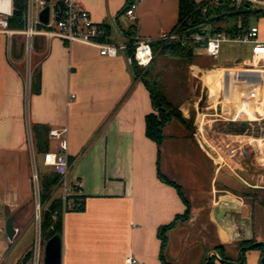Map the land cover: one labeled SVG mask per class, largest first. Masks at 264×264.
Returning a JSON list of instances; mask_svg holds the SVG:
<instances>
[{"label": "crops", "instance_id": "crops-1", "mask_svg": "<svg viewBox=\"0 0 264 264\" xmlns=\"http://www.w3.org/2000/svg\"><path fill=\"white\" fill-rule=\"evenodd\" d=\"M75 1L96 23L109 27L107 40L117 44L173 30L179 15L178 0H138L131 4L136 19L124 12L122 26L118 14L127 0ZM250 25H257L264 39L260 25ZM34 40L33 53L25 55L24 43L19 56L24 71L18 67L22 72L17 74L13 65L5 66L9 75L0 72V264H33L38 236L44 256L41 219L39 230L33 223L37 200L29 135L43 161L44 151L58 146L47 131L64 127L69 179L81 186L65 198L60 188L51 192L50 200L59 197L69 205L63 212L61 264H128L129 255L137 258L133 264H206L209 256L219 262L221 250L228 264H264L263 245L248 247L264 242L259 200L264 195V72L252 60L251 48L248 56L225 63L209 60L202 48L190 62L172 60L185 69L183 82L193 84L185 94L176 85L160 87L186 122L169 120L157 143L146 134V115L155 112L150 90L135 73L128 48L109 56L95 46L58 37H44L38 46ZM10 56H16L12 40ZM27 59L37 71L31 90L24 92ZM239 66L245 73L248 66L250 76L237 81L238 89L225 91L227 78L216 73ZM204 82L207 97L200 103ZM71 93L75 97L68 104ZM251 123L256 130H247ZM43 162L42 176L53 175ZM75 198L82 208L74 207L80 205ZM50 200L40 203L47 206ZM218 205L225 214L221 221L215 214ZM8 217L18 228L13 240L25 241L12 255L13 240L5 230ZM31 224L34 235L27 237ZM245 240L253 242L244 245L241 263L239 243Z\"/></svg>", "mask_w": 264, "mask_h": 264}, {"label": "built area", "instance_id": "built-area-1", "mask_svg": "<svg viewBox=\"0 0 264 264\" xmlns=\"http://www.w3.org/2000/svg\"><path fill=\"white\" fill-rule=\"evenodd\" d=\"M200 4L203 14L209 12L210 8L223 6H235L237 8L264 10V0H196ZM46 4L45 0H26V9L24 11L25 26L22 29H12L9 27V19L14 16V0H0V33L12 36L20 33L26 37L25 51L33 49L34 36L42 35L49 41L53 37H58L67 42H81L99 49L101 54L115 56L119 48H127L128 45L134 47V59L141 67H147L154 59L155 53L153 44L155 42H173L179 41L184 44L190 40L200 42L202 49L212 57H218L221 46L224 42H242L250 43L252 50V60H257L258 65L264 72V39L258 35V26L250 25L244 32L230 34L224 30L211 31L209 24L197 25L195 29L179 31L173 29L162 31L157 36H146L126 43H113L107 40V33L102 23L94 21L89 11L76 3L75 0H50L49 19L47 23L39 20V13ZM126 15L134 20L136 19L135 10L132 6L126 10ZM39 26H45L41 28ZM31 75V73H30ZM31 83V77H29ZM75 97L71 93L67 103ZM48 136L58 141L55 150L46 149L43 154V163L53 168L57 176V182L53 189L60 188L65 198L71 190L80 189L81 182H72L69 179V159L68 149V130L66 127L49 129ZM37 179V174L34 175ZM36 196V218L41 219V203L39 186L35 190ZM18 228H15V232ZM211 255V254H210ZM218 256V254H216ZM128 264L137 262V258L129 255L125 258ZM33 264H45L42 255V241L37 237L33 248Z\"/></svg>", "mask_w": 264, "mask_h": 264}, {"label": "trees", "instance_id": "trees-1", "mask_svg": "<svg viewBox=\"0 0 264 264\" xmlns=\"http://www.w3.org/2000/svg\"><path fill=\"white\" fill-rule=\"evenodd\" d=\"M136 1L138 0H127L122 9L119 11V14L126 12L128 7H130L131 4ZM178 1L179 15L176 28H178L179 31H187V29L193 30L197 25L209 24L212 32L224 30L234 35L246 31L249 27L248 18L251 13L249 9L236 11L235 6L226 5L218 8H210L209 12L203 14L200 9V4L196 0ZM14 6V16L9 19V27L12 29H22L25 26L23 16L26 9V0H14ZM255 13H257L259 16L264 15V12L261 10H257ZM238 18L240 19L239 24H229V22H231L233 19L235 21L239 20ZM104 27L106 33L109 34V27L106 25H104ZM23 43L24 42L21 39H19V41H12V51L16 57L21 56L23 51ZM127 48L129 49L130 60L133 64L135 73L143 79L144 83L149 88L151 101L155 107V112H151L146 115V134L151 139H154L157 143H160L163 138L162 128L167 122H169V120L172 118H178L183 122H186V120L183 117L179 107L166 97L165 93L162 91L163 89H161L160 85L158 84L159 82H157L156 79L153 81L148 78L147 74L149 72L144 70L145 68L152 67V65L154 66V61L156 59L155 57L157 55L184 59L190 62L194 59L197 49L202 48V44L192 40L184 44L180 43L179 41L155 42V44H153V50L156 55L147 67H141L136 63L133 55L134 47L132 45H128ZM33 85L34 83H32V86ZM56 182L57 176L55 172H53V175L42 176L40 184L41 203H45L50 200L51 192ZM259 200L264 206V195ZM75 202L80 203V205L74 207L79 209L82 208L81 200L75 198ZM67 209H69L68 200L63 202L59 197L51 199L49 204L44 207L41 214L42 223L40 225L41 237H43L42 239L46 241L56 234L61 236L63 231V212ZM172 225L173 223H170L161 229L165 230V228H170ZM251 242H253V240H245L239 244L242 247L244 245H248ZM31 253L32 251L30 250L25 254L24 262L30 258ZM220 254L221 260L219 262L211 259L208 264H228V261L226 258H224L222 250L220 251ZM242 255L244 258V249L242 251Z\"/></svg>", "mask_w": 264, "mask_h": 264}, {"label": "rangeland", "instance_id": "rangeland-1", "mask_svg": "<svg viewBox=\"0 0 264 264\" xmlns=\"http://www.w3.org/2000/svg\"><path fill=\"white\" fill-rule=\"evenodd\" d=\"M236 11L239 10H244L245 8H235ZM251 11L250 16L248 18V22L250 24H259L260 25V29H261V33L264 32V19L259 20V15H257V13H255V8L253 9H249ZM118 14V13H117ZM108 15V20L110 22V24L112 25L113 29H116L117 24L113 21V18L110 14ZM119 16V25L123 26V22H126L125 20H127L124 16L123 13L118 14ZM261 17H264V15H262ZM239 19V18H238ZM239 20L235 21L234 19L229 22V24H233L237 23L239 24ZM41 28H46L45 26H39ZM177 30H179L178 28H175ZM19 39L23 40V42L26 44V37L23 34H14L12 36L6 35L4 33H0V72L2 74V76H6L9 75L7 69H5V66H8L9 68H13V65L15 66V71H20L19 68L21 70H23V67H21L20 62L22 61H18L20 58L19 56L16 58V56L11 57L10 56V50H11V40H17L19 41ZM34 46H38L39 44H42L44 42V36L42 35H36L34 37ZM23 43V44H24ZM250 48L251 45L250 43H242V42H224L221 46L220 49V53L218 55V57H212V56H208V55H204L206 58H208L209 60L218 62V63H225V62H231L233 60V58H235L236 56H248L250 54ZM32 51H30L29 53H31ZM25 55H28V53L25 51ZM33 53V52H32ZM23 55V52H22ZM22 55L20 57H22ZM156 55V54H155ZM155 61H154V66L152 65V67H148L145 68L144 71L149 72L147 74L148 78H150L151 80H155L157 82H159L158 84L160 85V87H163L164 89V84L166 83L167 85H176L177 89L180 91L181 94H185L184 91L189 90V86L193 84V81L190 80L187 81V83L183 82L182 78L185 79V75H184V70L183 67H181V63L178 64L177 62L174 61H181V59L179 58H171V57H167V56H161V55H157L155 57ZM24 59V57H23ZM172 60H174L172 62ZM184 60V59H182ZM27 59V61L25 62V67L27 69L26 72H24L22 74V86L24 89V92H29L31 90V86L33 83V74L37 71V67L35 65V63L33 61ZM186 61V60H185ZM171 62V63H170ZM12 64V65H11ZM19 67V68H18ZM243 66H239V68H229V69H222L221 71L219 70L216 75L218 76L219 79H222V77L224 76L225 78H227L224 81L226 90L227 89L229 91H231V89L234 86V89H238L237 84L239 80L241 79H247L250 75V70L248 68V66H245V71L249 74L248 76L246 75L247 73L243 72L242 69ZM30 68V69H29ZM9 70V69H8ZM152 70V71H151ZM16 71V72H17ZM24 71V70H23ZM240 71H242L243 73H240ZM22 72V71H20ZM152 72V73H151ZM19 72H17L18 74ZM31 73V75H30ZM159 74V75H157ZM16 75V74H14ZM161 75V78H159V76ZM183 76V77H181ZM29 77H31V83H29ZM21 78V75H20ZM181 78V79H180ZM171 81V82H170ZM174 81H176L177 83H175ZM203 85L200 84V91H199V102L202 103L201 101H204L205 103V98L207 97V86L206 83H202ZM236 84V85H235ZM162 85V86H161ZM191 88V86H190ZM233 90V89H232ZM232 92V91H231ZM184 96V95H183ZM26 98V97H25ZM243 98V97H242ZM241 98V99H242ZM27 102V99H26ZM254 104V102H253ZM201 105V104H200ZM3 123H0V127L2 126ZM256 130V126L254 123H251L247 126V130ZM0 137H2V131L0 129ZM29 144H30V150H29V159H30V166H31V182H32V190H35L38 188L39 186V190H40V184H41V178H42V171L44 169V166L42 164L43 161H41L40 158V154L36 152V148L34 147V141H32L31 138V134L29 135ZM36 158V160H35ZM36 166V168H35ZM37 169V172H36ZM37 174V179H35L34 175ZM44 175V174H43ZM45 175H51L49 174H45ZM59 190V189H58ZM261 195V194H260ZM263 196V195H262ZM35 205V204H34ZM44 207H46V205L41 204V214H42V210L44 209ZM33 220L35 223L36 221V228L39 230V222L37 221L36 218V208H34V215H33ZM33 228L34 225H30L27 228V237L30 235H34L33 233ZM41 233V229L39 230ZM25 241L24 240H18L15 239L13 241H11V253L10 255H12V253H16V251H19L21 246L23 245Z\"/></svg>", "mask_w": 264, "mask_h": 264}, {"label": "water", "instance_id": "water-1", "mask_svg": "<svg viewBox=\"0 0 264 264\" xmlns=\"http://www.w3.org/2000/svg\"><path fill=\"white\" fill-rule=\"evenodd\" d=\"M45 1H46V4H45L44 8L39 13V20L43 23L48 22L49 10H50V8H49L50 0H45ZM215 214L220 219V221L222 218L225 217V214L223 213V209L219 205L216 206V208H215ZM5 230H6V233L9 237V239L13 240V237L15 235V227H14V224H13L11 217L7 218ZM60 238H61V236L59 234H56V235H54L51 238L46 240L45 246H44V253H43L44 254L43 259H44L45 264H61L62 241ZM259 244L263 245V253H262V259H261V261H263L264 260V242L256 241V242L249 244L248 247L251 248V247H253L255 245H259ZM245 247L246 246H242L240 248V259H241L240 262L241 263L243 262V255L241 252L243 251V249ZM212 253L216 254V252H214V251ZM208 258L209 259L207 260L206 264L209 263L210 256Z\"/></svg>", "mask_w": 264, "mask_h": 264}, {"label": "bare ground", "instance_id": "bare-ground-1", "mask_svg": "<svg viewBox=\"0 0 264 264\" xmlns=\"http://www.w3.org/2000/svg\"><path fill=\"white\" fill-rule=\"evenodd\" d=\"M211 93H212V97H213V100H214V94H215V93H214V91H212Z\"/></svg>", "mask_w": 264, "mask_h": 264}]
</instances>
